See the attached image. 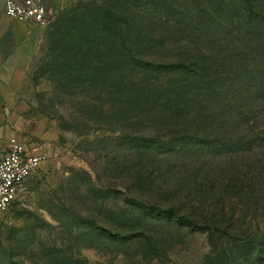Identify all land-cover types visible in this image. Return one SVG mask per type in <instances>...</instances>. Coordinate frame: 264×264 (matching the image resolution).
Returning <instances> with one entry per match:
<instances>
[{
    "label": "trees",
    "instance_id": "obj_1",
    "mask_svg": "<svg viewBox=\"0 0 264 264\" xmlns=\"http://www.w3.org/2000/svg\"><path fill=\"white\" fill-rule=\"evenodd\" d=\"M94 9L70 18L57 42L74 57L80 83L101 84L116 95L106 113L121 128L103 140L111 148L123 146L124 161L105 169L115 174L117 186L132 191L153 185L144 160L177 161L205 152L232 161L220 180L201 176L196 167L182 175L188 197L219 187L264 194V167L249 152L254 142L264 147V128L254 125L264 116V68L257 67L264 55V0H106ZM87 190L97 198L95 188ZM129 206L138 213L117 225L104 220L115 232L89 218L91 232L121 240L145 236L148 220L141 212L153 210L160 220L211 238L229 234L211 219L212 212L198 221L194 211L165 207L151 196H136Z\"/></svg>",
    "mask_w": 264,
    "mask_h": 264
},
{
    "label": "rangeland",
    "instance_id": "obj_2",
    "mask_svg": "<svg viewBox=\"0 0 264 264\" xmlns=\"http://www.w3.org/2000/svg\"><path fill=\"white\" fill-rule=\"evenodd\" d=\"M105 1L46 0L48 23L27 76L33 90L30 115L45 124L49 136L38 170L23 184L19 200L0 216V264H264L263 192L245 195L219 187L188 197L180 184L182 175L195 173V167L201 176L210 173L220 180L231 159L203 152L177 161L144 160L156 185L132 191L117 186L115 174L105 170L124 161L123 146L111 148L103 140L115 138L121 128L106 113L116 95L101 84L80 83L74 57L57 42L70 18L93 12ZM259 59L257 67L264 68V55ZM254 122L256 128H264V116ZM257 146L252 143L249 152L254 163L264 167V147ZM125 159L132 164L129 156ZM87 185L95 188L97 198ZM136 196L141 200L151 196L165 207L182 206L189 215L194 211L198 221L212 212L211 219L229 234L211 238L206 232L160 220L153 210L141 212L148 220L142 227L146 237L140 233L121 240L109 233H92L89 218L117 225L123 216L129 219L128 213H138L129 206ZM108 224L104 227L110 232L117 230Z\"/></svg>",
    "mask_w": 264,
    "mask_h": 264
},
{
    "label": "crops",
    "instance_id": "obj_3",
    "mask_svg": "<svg viewBox=\"0 0 264 264\" xmlns=\"http://www.w3.org/2000/svg\"><path fill=\"white\" fill-rule=\"evenodd\" d=\"M41 40V27L9 19L0 2V158L13 136L29 151L45 152L49 134L45 124L30 115L33 90L27 76Z\"/></svg>",
    "mask_w": 264,
    "mask_h": 264
},
{
    "label": "built area",
    "instance_id": "obj_4",
    "mask_svg": "<svg viewBox=\"0 0 264 264\" xmlns=\"http://www.w3.org/2000/svg\"><path fill=\"white\" fill-rule=\"evenodd\" d=\"M4 14L11 20L45 27L48 23L46 0H0ZM44 153L29 151L15 136L8 140L6 153L0 158V216L20 198L25 181L35 173Z\"/></svg>",
    "mask_w": 264,
    "mask_h": 264
}]
</instances>
